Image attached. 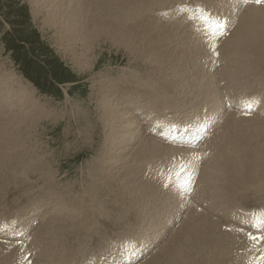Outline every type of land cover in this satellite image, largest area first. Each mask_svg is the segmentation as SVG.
<instances>
[{
	"label": "bare ground",
	"instance_id": "bare-ground-1",
	"mask_svg": "<svg viewBox=\"0 0 264 264\" xmlns=\"http://www.w3.org/2000/svg\"><path fill=\"white\" fill-rule=\"evenodd\" d=\"M27 1L33 18L43 19V26H47L51 32V40L82 73L95 75L97 55L103 48L104 51H114V54L125 55L126 63L132 69L131 71L122 70L120 76L117 75L118 73L116 74L118 76L116 78L110 76L112 71L106 70L107 76L104 74L106 78L104 80H100V78V81L93 83L92 87L97 90V102L94 103L96 104L94 108H97L105 137L104 140L101 138L103 140V144H100L102 146L100 147L101 156H96L97 158L92 160L94 165L91 168H96V172H89L84 182L88 189L85 195L88 197L73 199L68 193L69 195L65 196L64 201L59 198L60 194L56 192L55 195L53 192L52 196H47L43 212L36 215L41 217L42 226L34 229L33 233V243L39 247V254L36 256L34 264H62L61 259L65 264L69 258H64L62 254L61 256L59 254L62 253L65 246L64 250H67L71 242L82 233H87L82 243L84 248H91L90 256L95 260L94 264H114L111 262L114 259L110 255L103 259V253L98 251L100 252L99 261L92 255L97 252L94 251V239L100 238L95 234L98 232L96 231L97 224L102 220L98 212L101 209L97 210L96 208L104 209V204L100 200L104 196L108 198V195L114 194V200L128 206L124 210H118L117 216L123 220L129 216L133 218V221L123 223V238L130 237L132 232L135 233L139 230L143 231L144 236H151L149 227L159 224L161 220L168 225L167 230L157 239L158 241L155 239L156 234L152 235L156 245L150 244L149 249L152 246L153 254L142 264H240L237 254L235 257L231 256L233 243L237 236L232 232L225 231L229 227L226 222L231 221L233 212L231 204L242 195V192L254 191L259 194L256 198L257 201L264 202V118L241 119L234 117L230 119V114H225L221 124L223 130L221 131L219 128L213 140H210L212 148L210 154L205 158L208 162L201 168L204 170V174L199 179V190L191 199L190 206L182 213L180 219L172 218L174 213L180 212V209L175 205L173 196L161 192L156 184L147 183L143 186L142 183L144 190L139 189L130 182L129 178L136 160L140 161L138 162L140 165L148 167L158 161L153 160L154 155L162 158L164 155L174 152L173 148L145 135L143 125L147 118L138 115L137 111L147 112L148 109H152L160 112L163 107H166L171 110L172 114L178 115L181 113L179 111L181 109L180 101L188 103L186 106H195L198 109L206 107L210 111V108L215 107L222 96L231 99L234 95L242 93L247 95L259 93L263 99L262 106H264V7H244L229 37L222 42L220 47L219 61L222 64L219 68L208 70L203 69L198 63L200 60L198 57L204 58L206 52L191 29L176 22L160 25L162 22L157 20L159 19L157 15L155 16L156 22L148 18V15L156 10H164L176 5V2L173 3L175 0ZM180 1L183 5L191 3V6L195 7V0ZM211 1L224 3L225 0ZM169 14L170 18L175 17V13ZM32 94V91L23 85L18 76L12 72H6L4 68L0 69V151H6L5 147L1 146L3 142L8 144L14 139L11 142L15 141L16 144L26 138L23 137L24 133L31 134V129L36 128L39 113H35V116L33 114L34 110L32 111L31 107H35L37 101ZM180 94L183 97H180ZM126 101H131V103L125 105L128 107H123V103ZM206 102L209 104L208 106ZM132 104L136 106V113L128 114L125 110ZM82 109L84 110L83 107ZM37 111L40 112V109ZM86 116L88 118V115ZM49 117L51 116H44L43 119ZM41 119L42 117H40ZM66 120L71 122L69 119ZM94 123L98 127V123ZM29 138L27 139L29 140ZM23 146L26 147L24 144ZM28 147L26 153L29 157L30 151L32 152L35 146L31 149ZM105 147H114V153H103ZM14 153L16 154L15 151ZM10 156H6L7 160H10L8 159ZM12 157H16V155ZM21 159L23 160V157ZM42 160L43 158L39 159V161ZM24 162L17 163L20 165ZM18 165L15 166V170H10L16 173V176L17 173L22 174L23 177L32 173L24 171L25 166H19L20 171L16 172ZM41 165L38 166L39 169L42 167ZM31 166L33 167V165ZM32 169L34 170V167ZM2 172L4 174V170ZM0 174L2 173L0 172ZM55 175L56 173L51 171V166H49V169L45 168L40 179L43 184L49 185L52 183L50 180H55ZM26 176L25 179H27ZM14 178L17 180L21 177ZM17 181L19 183V180ZM24 181L23 185H26V180ZM20 183H23V179ZM20 183L17 186H20ZM7 184L6 186H8ZM27 185L34 187L33 184ZM27 185L26 187L30 188ZM139 186L142 187L141 183ZM22 187L26 189V187ZM32 188L31 190L23 189L24 193L27 195L28 193L25 191L31 192ZM49 188L50 186L47 187V190ZM7 190L9 191V189ZM84 191L86 190L84 189ZM47 193L49 194L48 191ZM95 195L103 197L95 198ZM86 199L93 202V207L85 205ZM148 199L151 202L150 208L147 207L150 203ZM198 209L201 211L198 212ZM68 213L72 216L70 217ZM147 216H150L151 220L145 223L149 220ZM91 225L94 226L88 229ZM134 226L138 227L137 230ZM101 227L103 228V226ZM137 236L139 237L135 238L142 237L138 234ZM97 242L99 243L98 240ZM241 244L243 247L240 246V249L243 250V256H247L245 249L247 246L243 237H240ZM260 245L261 243L258 244V246ZM119 246L117 245L118 248ZM72 248H69L71 256L75 255ZM96 249L97 247H95ZM2 253L0 251L1 255ZM113 256L117 257V251ZM93 259L91 258L90 262H93ZM10 260L8 261L7 255L6 257L2 256L0 264H10ZM117 260H119L118 257Z\"/></svg>",
	"mask_w": 264,
	"mask_h": 264
},
{
	"label": "rangeland",
	"instance_id": "rangeland-1",
	"mask_svg": "<svg viewBox=\"0 0 264 264\" xmlns=\"http://www.w3.org/2000/svg\"><path fill=\"white\" fill-rule=\"evenodd\" d=\"M204 2H206V1H204ZM173 3H175V1ZM206 3H210V5H208V7L204 5L209 10H213V11L217 10V8H214V7L217 5L216 3H219V2H212L210 0ZM191 5H192L191 3L187 4V5L185 4V7L188 6L186 8L191 10L193 8ZM194 5L196 7L197 4L195 3ZM23 9H25V11H26L25 16H22V14L24 13ZM235 9H238L237 10V13H238L237 19H238L240 17L239 14H240L241 8L237 5L235 7ZM261 9H263V8H261ZM21 10H23V11H21ZM243 10H242V12H243ZM258 10H260V9H258ZM117 12H119V11H117ZM42 21H43L42 18H39V17H37L36 19L33 18L32 11H31V8H30L27 0H0V69L4 68V70L6 72L14 73L16 76H18L20 81H22L23 85L28 87L32 91V93H33L32 95H33L34 99L37 101V105H36L37 107L35 106L36 109L34 106L31 108H33L32 111L34 110L33 111L34 116L36 115L35 113H37V114L39 113L38 114L39 116H37V120L39 119V121H40V122L39 121L37 122V120H36V122L38 123V124L37 123L36 124L39 126H37L35 124L36 128H33V130L31 129V131H30V132H32L31 134L30 133L29 134L24 133L23 137H26V138H23V140L30 137L29 140L28 139L24 140V141L20 140V141H18V143L15 144L14 143L15 141L13 143L11 142L14 139H12V140L10 139L11 140V141H9L10 143L6 144L5 142H3L1 145V146L5 147L4 149L6 151L1 150L2 152L0 151V153L6 154L5 152H7L9 150H11V151L8 152L6 155L0 154V157H2V158L5 157V159L0 158V163H1L0 164V172L2 173V174H0L1 175L0 176V181H1L0 182V211H1L0 212V220H2L1 217H5L7 214H13V213L17 212L16 215L13 216V218H16L17 221H19V223H20V221L23 223H28L30 221H34L33 227L35 229L38 228L39 226L40 227L42 226L41 217H38L36 215L43 212L44 207L46 206L45 201L47 200V196H49V197L52 196L53 192H54V195L56 193H59L60 194L59 198H62L64 201H65V196L68 197L69 194H71L70 197H72L73 199L74 198L84 199L85 197H83V196H87V195H85V192L87 193L88 189L85 186L84 182L86 181V177H87L89 172L90 173H92V171H94L93 173L96 172V168H91L94 165L92 160L94 158H97L98 156L99 157L101 156V154H100L101 148L100 147H102V146H100V144H103V140H104L103 138L105 137L103 135L104 134L103 130H102L103 128L101 126L102 123L99 119L97 108H94V107H96V104H94V103L97 102V90H95V88L92 87V86H94L93 83L94 82L96 83L97 81H100V80H104L107 76L106 70L111 69V71L115 72V75L118 73L117 74L118 76L121 75L120 73H122V70H126V71L132 70L131 68H129L128 63H126L127 58L125 55L117 54V53L114 54V51H112V52L111 51H104L103 50L104 48H103L99 51V53L97 55L98 59L96 61V65H95L96 66L95 67L96 68L95 75H91V73H90V75L82 73L80 70H78L77 67H75L70 62V60H68V58L65 57L64 54H62L63 52L59 49L58 46L55 45L53 40H51L52 39L51 32L49 31V28L47 26H43ZM15 39H16V43L18 45L25 48V51L23 52V54H25V53L28 54L27 57H23L21 59L20 64H17L14 61V59L17 58L15 51L14 52L8 51V49H10L12 47ZM100 57H101V59L99 60ZM198 59H201V57H198ZM28 62H30V68L27 70L25 67V63H28ZM198 63H199V61H198ZM105 65H106V67H104ZM101 67H103V68H101ZM62 69L67 70L64 72V74L68 73L67 76H63L64 75L63 73H61V75H59V71ZM133 70H135V69H133ZM47 73H49L48 82H50L51 84L47 83V85L44 86V82H45V78H46ZM103 76H105V77H103ZM31 79H34L36 84L38 86L44 88V89H42V90L38 89L37 85L35 83L31 82ZM70 79H72V80H70ZM195 80H193V81L196 83ZM51 85H52V87H51ZM89 97H91V98H89ZM180 97H183V96L180 94ZM83 99H86V100H83ZM136 102H137V104H139V102L137 100H136ZM129 103H131V101H126L125 103H123V105H124L123 107H128L125 105L129 104ZM77 104H78V106H77ZM80 104H81V106H80ZM82 105H84V106H82ZM179 105L181 107V109H179V111L181 113H179L177 116L181 117V118L186 117L188 114H190L192 112H200V110L202 109V107H200L198 109L195 106H193V107L186 106V105H188V103L186 104L182 101L179 102ZM202 105H200V106H202ZM206 105L208 106L209 104H207V102H206ZM67 106H69V107H67ZM72 107H74L75 110H73L74 108H72ZM79 107H81V108L78 109ZM82 107L84 108V110L85 109L86 110L84 111L82 109ZM37 109H40V112H42V111L43 112L40 113L37 111ZM94 109H95V111H94ZM135 109H136L135 104H132L125 111L128 114H135L136 113ZM78 110H79V112H78ZM87 110H88V113H87ZM89 111H91V112H89ZM92 111H93V113H92ZM53 112H54V114H53ZM142 112L146 113V111H141V112H137V114L140 115ZM43 113L44 114L48 113L51 117L43 119L44 116H49L48 114L44 115ZM51 114H53L54 116ZM85 114L88 115V118ZM91 114H92V116H91ZM229 114H230V119L235 117L233 113H229ZM73 115H75V116H73ZM89 115L92 117V119ZM173 115L176 116V114H173ZM71 116H73V117H71ZM40 117H42L41 120H40ZM64 117H67V118H64ZM142 117H144V116H142ZM66 119H69V121H71V122H68V120H66ZM99 121H100V123H99ZM94 122L98 123V127L95 125ZM85 128H87V129H85ZM219 128H221V131L223 130V127L220 126ZM219 128L217 129V132H218ZM25 135H27V136H25ZM101 138L103 140H101ZM217 140H219V139H217ZM23 144L26 145V147H24ZM36 144H37V146H36ZM6 145H8V146H6ZM27 146H29L28 147L29 149H31V147L35 146V148H33V151L32 152L30 151L31 155L29 157L26 153V150H28ZM36 148L38 151L36 150ZM13 149H15L14 151L16 152V154L14 153V151H12ZM24 151H25V153H24ZM34 151H35V153H34ZM40 152H42V153H40ZM105 152L106 153H114V147H105L103 153H105ZM19 154H20V156H19ZM38 154L41 156H39ZM169 154H171V153H169ZM7 155L8 156L11 155L10 157H8V159H10V160H7V157H6ZM13 155L14 156L16 155V157L18 155V157L17 158L12 157ZM22 157H23V160L21 159ZM37 157H39V158H37ZM154 157L155 158L153 160H157L159 158V156H156V155H154ZM42 158L44 161L43 160H42L43 162L39 161V159H42ZM16 160H17V162L26 161L27 163L24 162L23 164L18 165V163L15 162ZM12 161H14L16 163V165ZM136 162H137V164H136ZM136 162H135L136 165L133 162L134 165H133L129 180H130V182L135 184L137 186V188L144 190L143 186L147 183L142 180L141 172H142V169L146 168V167H144L143 165H140L138 163V162H140L139 160L138 161L136 160ZM207 162H208V160L205 159L202 163L203 166H205ZM154 163H156V162H154ZM6 165H7V167H5ZM17 165H18L19 170L17 171L18 168L16 167V172L20 171L19 166H21V167L25 166L24 171L25 170L30 171L33 174L30 173V174H27V176L25 175L27 179H25L24 178L25 176L23 177V175L20 173L19 174L17 173V176H16L15 175L16 173H13L11 171H12V169L15 170V166H17ZM31 165H33L34 170L32 169L33 167ZM40 165L42 166V167H40L41 170L38 168V166H40ZM26 166L28 168H29V166H31L32 168L30 167L28 170V168ZM49 166H51V171L53 170V172L56 173V175H55L56 178L54 181L50 180L52 182L51 184L46 185V184L42 183L40 178L42 177V173H44L45 168L49 169ZM89 166H90V169H89ZM135 166H137V167H135ZM1 167L4 170V174L2 172L3 170L1 169ZM37 169H39V170H37ZM31 170H33V171H31ZM89 170H91V171H89ZM110 170L112 171V168H110ZM203 171L204 170L201 169V176L200 177L203 176V174H204ZM39 174H40V176H38ZM30 175H32V176H30ZM131 176H132V179H131ZM134 176H135V178H134ZM14 177H17V178L21 177V178L17 179V180H19V183L23 179V183L22 184L20 183L21 187L17 186V185H19V183ZM24 180H26V185L27 184H33L32 186H34V187L32 188L31 185L30 186L27 185L28 187H30V188H27L26 185H23V184H25ZM54 182H55V184H54ZM139 182L141 183V186L143 183L142 187L139 186L140 185ZM6 184L10 188L8 186H6ZM1 185H3V186H1ZM13 185L14 186L16 185L15 188ZM12 186H13V188H12ZM22 186L26 187V189H28V190H31V188H32L31 192H28V190L25 191L30 196L28 194L26 195L24 193V190H26V189L23 188ZM48 186H50V188L47 190ZM81 187H82V189H81ZM7 189H9V191ZM84 189L86 191H84ZM100 189H101V185H100ZM47 191L49 192L50 195L47 193ZM16 192H18V193H16ZM82 192H84V193H82ZM251 192L252 191L246 192V193L242 192V195L239 198H244V197H246V195L247 196L252 195L255 198H257L259 196L258 193L254 192V191L252 193ZM46 194H48V195H46ZM77 195H79V196H77ZM97 196L98 195H95V198H97ZM114 196H115V194L114 195H108V198L105 196L104 197L98 196V197H100V199H101V197H103L100 201H101V203L104 204V209H102V207L96 208L97 210L101 209L98 212L100 214L99 216H101V219H102L97 224L98 226L96 227V229L97 228L98 229L97 230L95 229L96 231H98L96 233L97 235L95 234V236L100 237L99 239H97L99 241V243L102 241V239L108 238V237H119L120 239H122L124 236L123 223L125 221H133V218L131 216L126 218V220H123L119 216H117L118 210H120V209L124 210L128 206L126 204H122L120 201L114 200ZM50 200L51 199H49V202H51ZM88 201L92 202L91 200L86 199L85 200L86 203L84 202L85 205L88 204V206L93 207V202L91 203L92 204L91 205L90 202H88ZM106 201H107V203H106ZM148 201L150 202L149 199H148ZM4 203H6V204H4ZM261 203L264 204V202H261ZM233 204H234V202L231 204L232 209H233ZM150 205H151V202L147 205V207L150 208ZM14 207H16V208H14ZM259 207L261 209H264V205H262V204L257 206V208H259ZM88 209H91V208H88ZM68 212H70V211L68 210ZM68 215L70 216L69 213H68ZM103 216H105V217H103ZM147 217H149V220L145 223H148L151 220L150 216H147ZM35 218L37 220L36 221L37 225L34 226ZM107 218H110V219H107ZM11 219L12 218H9L8 220H11ZM103 219H107V220H103ZM0 222H2V221H0ZM129 223H132V222H129ZM138 224H140V223H138ZM25 225L26 224L20 225L18 230L15 232V234L20 233V235L22 237L23 233L25 231L26 232L28 231L27 228L25 227ZM92 226H94V225L89 226L88 229H91ZM101 226H103V228ZM167 226L168 225L165 222H163V220H161V222L159 224L149 227V231H151L150 235L152 236L153 234H156L155 239L157 240L159 238V236L162 233H164V231L167 230L166 229ZM134 228H135V230H137L138 227L134 226ZM34 231L35 230L33 229V233H34ZM245 232L249 233L250 230L245 229ZM135 233L140 235V236L143 235L142 230L135 231ZM86 235H87V233H82L77 239H75L74 241L71 242L70 247H73L72 249H73V252L75 251L74 252L75 255H73V254H72V256L70 255V253H69L70 247L69 246H67V247H69V248H67L68 251L64 250L66 248V246L63 248V251H62V253L59 254V256H61V254H62V257L69 258L66 260L65 264H71V263L80 264L84 261L80 257L83 253L82 250L84 249V244L82 243V241L86 237ZM20 240H22V239H20ZM97 240L94 239V242H95L94 243V249L99 244L97 242ZM243 241H245L244 238H243ZM262 241L263 242H261V245L256 247V250L254 249V252L252 250V252L250 253L253 255L254 258L261 254L260 251L257 252V250L260 248H264V240H262ZM34 242H36V241L34 240ZM72 243H73V245H72ZM110 245H111L110 243L107 246L101 245L103 250L106 248V250L103 252V256H102L103 259H106L107 256L109 255L108 249H109ZM240 246L243 247L242 244ZM33 248H34V250H33L34 252L38 251L37 253H34V256H36V254L38 255L39 254V247L38 246L36 247V244H35L33 246ZM76 248H80V249L78 250ZM245 249H247V248H245ZM13 253H14L13 248L9 247L6 250V253H4V255H3V253H2V255L0 254V257H2V256L6 257V255H7L8 261H9V259H11V256ZM99 253L100 252L97 251V252H94L92 255L96 257V256H99ZM92 259H93V257H92ZM61 261L63 264L62 259H61ZM10 262H11L10 264L13 263V261H11V260H10ZM94 262H95V260L93 259V262H90V264H94ZM259 263H260V261H259ZM31 264H34V260H32Z\"/></svg>",
	"mask_w": 264,
	"mask_h": 264
},
{
	"label": "snow or ice",
	"instance_id": "snow-or-ice-1",
	"mask_svg": "<svg viewBox=\"0 0 264 264\" xmlns=\"http://www.w3.org/2000/svg\"><path fill=\"white\" fill-rule=\"evenodd\" d=\"M242 3H255V4H264V0H241ZM181 11H187L186 8H181ZM200 19L203 21L206 29L207 35L212 39H216L218 36H223L226 32L228 21L225 18L215 17L211 13L205 12L203 9H200ZM166 15V14H165ZM213 53L215 55H218V53L215 52L216 45L215 43L211 44ZM249 107H251V104H249ZM248 238L252 240L253 242H256L258 240H264V235H253L252 233L248 234Z\"/></svg>",
	"mask_w": 264,
	"mask_h": 264
},
{
	"label": "trees",
	"instance_id": "trees-1",
	"mask_svg": "<svg viewBox=\"0 0 264 264\" xmlns=\"http://www.w3.org/2000/svg\"><path fill=\"white\" fill-rule=\"evenodd\" d=\"M28 67V66H27ZM47 82V79L45 80Z\"/></svg>",
	"mask_w": 264,
	"mask_h": 264
}]
</instances>
